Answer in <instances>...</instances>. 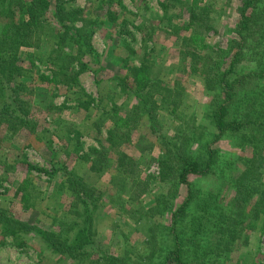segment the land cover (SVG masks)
Masks as SVG:
<instances>
[{
	"label": "rangeland",
	"instance_id": "rangeland-1",
	"mask_svg": "<svg viewBox=\"0 0 264 264\" xmlns=\"http://www.w3.org/2000/svg\"><path fill=\"white\" fill-rule=\"evenodd\" d=\"M3 1L0 38L10 18L9 1ZM98 1L54 0L52 7L59 3L67 9H83L81 19L73 23L82 26L86 23L82 18L97 17ZM244 1L203 0L202 5L212 6L217 33L192 38L187 14L172 2H168L165 13L159 0H116L113 9L117 20L113 23L106 13L100 14L92 37L98 60L86 55L84 60L90 68L81 71L70 87L51 82L60 67V62L52 59L57 55L54 51L71 49L69 41L60 39L63 26L51 12L44 32L36 35L31 48H9L0 41L3 55L18 58L17 64L22 67L20 80H25L30 89L23 95L29 109V127L0 118V208L21 221L52 231H58L60 223H81L83 218L77 211H82V206L65 183L64 167H68L101 197L93 214L90 259L123 254L134 261L165 264L172 245L164 227L171 228L173 221L171 213L162 214L156 195H173L177 204L189 190L192 200L179 225L180 234L188 242L184 247L186 264H203L202 255L204 264H264V214H257L258 202L264 197V135L253 124H247L251 118L264 121V77H252L240 84L233 98L223 101L220 88L206 86L204 77L192 69L191 58L181 53L184 48L192 51L197 47L227 61L242 50L232 76L260 70L264 65V0L255 3L252 34L242 42L237 30ZM184 37L188 38L185 47ZM202 42L209 47H200ZM144 58L149 71L136 79L130 67L140 66ZM75 65L78 69V62ZM147 77L146 92L158 104L153 107L157 133L151 131L147 115L137 111L138 100L132 94L137 82L145 85ZM122 79L128 80L129 91L122 90ZM167 94L175 101L163 105L161 99ZM225 104L229 126L220 139H215L219 130L210 113ZM2 105L0 99V108ZM232 121L239 123L232 125ZM110 128L116 132L114 141H107ZM159 135L178 148L177 155L192 157L199 164L200 173L189 175L190 188L176 183L169 192L161 182L160 159L165 153V140ZM141 138L153 148L140 151ZM102 142L108 150L95 153L92 148L100 149ZM28 163L45 171H29ZM243 176L258 179L247 182L252 198L245 203L240 202L235 186ZM233 205L243 206L244 212L238 213L240 208H231ZM221 210L234 211L230 219L245 223L248 230L241 239L228 244V251L217 254L214 246L207 248L200 219L210 229L219 223V217L214 215ZM193 236L197 237L195 241ZM153 249L155 254L149 257ZM73 262L67 255L54 252L34 232L12 235L4 233L0 226V264Z\"/></svg>",
	"mask_w": 264,
	"mask_h": 264
},
{
	"label": "trees",
	"instance_id": "trees-1",
	"mask_svg": "<svg viewBox=\"0 0 264 264\" xmlns=\"http://www.w3.org/2000/svg\"><path fill=\"white\" fill-rule=\"evenodd\" d=\"M8 13L10 18L8 23L4 27V34L0 38V41L4 43L5 46L9 48H31L34 44V39L36 35L43 33L45 30V23L48 19V13H52L53 17L63 26L61 31L60 39L62 41H69L71 49L70 51H65L63 49L55 50L52 59H57L60 63L59 69L54 73L51 82L62 84L63 86H71L77 80V76L81 71H85L90 68V64L84 60L86 55H91L93 57H98V53L93 47L92 37L96 30L97 23L99 22V16L103 12L106 13L110 21L115 23L117 20V11L113 9L116 0H99L98 1V13L97 17L93 20H85V24L82 26H76L73 24L78 18L84 14V10L79 8H66L62 4H56L53 8L54 0H8ZM59 1V0H57ZM258 0H245L244 4L240 7V20L238 24V37L244 42L246 37L252 34V21L256 17V13L253 9L255 3ZM4 2L3 0L0 1ZM118 2V1H117ZM172 2L173 5L179 6L181 12H185L188 16V28L192 30V38L200 35L205 36L207 34L217 33L212 18V6L209 3L201 4L196 1L195 4H191L188 0H166V2H161L159 4L165 13H168L169 4ZM1 12V11H0ZM89 25V26H88ZM7 26V27H6ZM88 26V27H87ZM179 28H176V30ZM39 39V37H38ZM186 40V41H185ZM184 47L188 42V38L184 37ZM200 47L203 49L209 47L203 42ZM245 46L243 45L242 48ZM3 46H0V99L3 101V105L0 108V118H6L11 123L15 125L28 126L30 125L29 109L25 106V101L23 95L29 92V86L25 80H20L22 76V67L17 64L18 58L8 57L2 53ZM183 50V49H182ZM199 48L195 47L192 51H188L184 48L181 53L185 54L186 57H190L193 64L192 69L201 74L204 79L206 86L213 88H220L223 92L225 99H231L236 94L237 89L240 84L246 83L252 77H264V65L260 70H255L249 74L242 75L240 77L232 76L235 74V67L241 61L243 52L236 51L231 55L230 60H223L218 57L215 58L209 51H200ZM131 53H135L133 49H130ZM147 59V58H146ZM144 58L140 66L133 65L130 67L135 78H141L142 75L149 71V65ZM96 60H98L96 58ZM57 62V61H55ZM78 62V69L75 63ZM57 75H60L58 77ZM143 85L141 82H137V87L132 91L133 96L138 100L137 111L141 115H147L150 122V129L153 133H157L156 124L157 119L155 118L154 106H157V102L152 101V97L148 96L147 81ZM143 83V82H142ZM122 90L129 91L130 85L128 80L122 79ZM165 88V87H162ZM167 89V88H165ZM171 94L163 95L161 101L163 105H169L175 101ZM152 106V107H151ZM228 105H219L215 109L211 110V118H213L215 127L219 130L215 134V139H220L221 133L226 129L228 123L225 121V113ZM27 116V118H26ZM251 118V117H250ZM156 120V121H155ZM239 123L238 121H232V125ZM133 124V120H132ZM248 125L253 124V128H257L260 134L264 135V121L259 119L251 118L247 122ZM109 138L107 141H114L116 138V132L114 128H110ZM78 133H76L77 135ZM145 139L144 137H142ZM141 140L138 142V147L140 151H146L153 148L151 144H144ZM162 140L167 139L165 136L159 135ZM50 143L51 141L48 140ZM115 144V142H113ZM165 153L160 159V180L169 188V192L173 189L176 183H181L187 188H190L191 182L189 175L191 173H200L201 168L199 164L192 157H186L184 155L180 157L177 155V147L170 143L169 141L164 142ZM95 153L101 154L102 150L107 151L108 148L105 147L104 143H100V149L97 147L92 148ZM209 157L211 155L209 154ZM29 171H45L44 169L27 164ZM64 173L66 176V184L73 192L75 200L78 205L82 206V211H77L83 220L81 223H60V229L57 230H47L37 224H31L26 221H21L17 219L13 214L7 210L0 208V226L2 231L7 234L17 235L19 232H34L39 235L43 241L51 248L54 252L67 255L74 262L72 264H149V261L143 263L141 259L134 261V258L129 255L123 254H111L110 256H101L98 259H90L91 251L88 247L94 241V218L93 214L95 212V207L101 197L96 195L94 189L85 184V181L74 172V170L64 167ZM248 181H258L257 178L253 177H241L235 183L237 187V194L241 196L240 202L245 203L247 200H251V193L248 191L249 183ZM258 191V190H256ZM236 194V196H237ZM192 196L188 190L186 195L182 197L180 203L175 204L173 201L174 196L165 193H159L156 195V203L161 204L162 214L168 212L172 214V226L171 228L164 227L167 233L168 243L172 245L171 251L165 257V264H186L184 250L186 247L187 238L182 237L180 234V220L183 215L186 214V209L191 203ZM235 196V197H236ZM264 196V191L262 192ZM234 197V198H235ZM262 201L258 202L259 210L257 214H264V197ZM240 203V205H242ZM92 205V206H91ZM231 206V208H237L238 213L244 212L245 208L243 206ZM235 212L230 211H219L216 215L219 217V223H214L209 229V226H205L204 219L202 220V237H207L208 247L214 246L216 248V253L220 250H226L228 244L241 239L248 226L242 224V222H235L230 219V214ZM201 223L200 221H198ZM250 226V225H249ZM190 227V226H189ZM164 230V231H165ZM75 232L72 237L71 234ZM196 236H193L192 241L196 240ZM248 240V235L244 237V241ZM170 241V242H169ZM155 248V247H154ZM213 248V247H212ZM206 249V248H205ZM155 254V249L151 251L149 257H153ZM79 259L76 263L75 261ZM200 261H205L204 255L201 256ZM249 264V262H246Z\"/></svg>",
	"mask_w": 264,
	"mask_h": 264
}]
</instances>
